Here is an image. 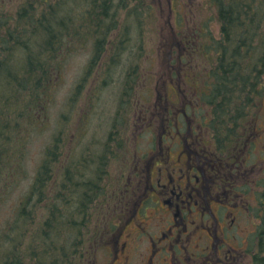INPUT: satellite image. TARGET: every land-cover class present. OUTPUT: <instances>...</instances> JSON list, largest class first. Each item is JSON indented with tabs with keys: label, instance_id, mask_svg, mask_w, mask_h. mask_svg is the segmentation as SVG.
I'll return each mask as SVG.
<instances>
[{
	"label": "rangeland",
	"instance_id": "obj_1",
	"mask_svg": "<svg viewBox=\"0 0 264 264\" xmlns=\"http://www.w3.org/2000/svg\"><path fill=\"white\" fill-rule=\"evenodd\" d=\"M3 1L5 2H0V36L3 34L1 22H5L11 16V28H20L25 32L24 44L17 46H26L25 43L43 44L48 34L59 41L62 39L64 44L69 45L65 47L64 52L60 50L58 55L47 60L50 64L49 79L53 81V85L48 86V97L32 109L39 123L31 134H26V142L22 147L23 170L20 174H24L25 178L20 180L12 197L0 207V228L14 218L19 199L24 194H29L34 177L44 161L49 159L50 152L55 153L57 157L58 163L54 165L57 179L66 174V169L72 171L75 162L78 164L85 162L84 158L91 156L92 160L88 167H83L74 175L85 170L89 178L84 180L87 181L94 173L97 175V169L101 168L105 178L104 186L111 190L108 183L118 181L122 173L123 158L114 154L120 150L122 142L126 151L131 153L147 151L153 146L159 147L161 114L158 113L164 111L159 110L157 104L165 105L167 99L169 103L193 102L195 106L192 105L190 117L202 118L200 109L202 104L199 102L204 101L203 95L196 96L195 89L201 87L215 91L221 83L217 61L219 64L222 55L217 54L216 49L222 48L225 33L218 23L217 7L212 4V0H108L110 11L108 14L111 16H107L106 19L112 23L110 28H99L92 23L94 13L91 12L90 3L98 5V1L47 0V4L44 0H23L20 3L18 0ZM23 3L37 4L38 8L34 13L17 12V8ZM50 5L55 9V18L50 21L51 30H47L44 22L38 24L45 15L43 9L46 6L48 9ZM59 20L64 21V28L58 24ZM103 23L106 24L107 21L103 20ZM260 31V34H263L264 24ZM100 37L104 42L97 59L94 53ZM256 41L259 39L256 38ZM257 44L262 43L256 42ZM207 45L211 52L204 50ZM254 48L252 43L249 44L248 52L255 51ZM242 51L246 56L251 55L244 48ZM251 56L247 57L249 60L246 61V67L253 63ZM18 57L19 51L15 52V63H23ZM55 62L58 64L51 69V64ZM175 69L179 70V75L173 77L172 71ZM182 71L186 72L187 79L181 74ZM262 82L264 86V78ZM175 86L182 90L186 97L177 95ZM226 96V100L223 98L221 100L220 109L215 108L211 116L215 114L225 116L222 114L228 110L232 119L227 117L219 122H222L223 133L226 132V128L229 130L227 136L223 135L229 140L233 127V129L243 127L240 126V121L237 124V120L234 119L238 117L237 103H240L236 89L232 88ZM241 98L245 103L242 116L250 113L253 103H261L257 126L259 125L263 131L264 87L259 89L257 96L248 89ZM169 107L171 108V105ZM178 108L182 110L183 105H178ZM126 116H129L127 123ZM73 121L77 123V127L65 134L64 144L68 143L67 146H59L57 143L59 134L64 130V126L67 128L68 123ZM172 127V133L176 135L175 127ZM181 132L186 135L188 128H183ZM216 132L218 134L217 130ZM167 137L162 147L171 145L170 135ZM231 138L238 139L237 136ZM176 142L181 143V140L177 139ZM228 144L224 145L226 151L234 145L238 146L235 140H231V145ZM263 149L264 132L261 141L252 145L248 152L237 150L235 155L241 161L246 158L247 166H253L259 157L263 156ZM230 153L231 151L227 154H217L215 161L219 163L222 159L228 160V157L232 156ZM239 153L241 154L238 155ZM99 157H103L104 161ZM254 179L255 181L243 183L241 190L238 191L245 193V198H252L258 202L264 198V168L262 174ZM222 197H225V194ZM233 199L238 202L240 197ZM229 204L231 205V202ZM217 209L222 208L214 203L213 210ZM256 209L260 208L252 207V214ZM99 211L98 216L107 214V211L113 213L105 205L101 206ZM237 215L241 217V213ZM232 219L230 217L229 222ZM207 220L211 223L210 219H205L206 222ZM252 220H245L241 225L248 229L249 221ZM150 227L155 229L152 223ZM245 229L242 236L245 235ZM201 231L204 244L207 241L205 237L207 233ZM106 247H100L94 252L92 261L105 264L106 256L109 255Z\"/></svg>",
	"mask_w": 264,
	"mask_h": 264
},
{
	"label": "trees",
	"instance_id": "obj_2",
	"mask_svg": "<svg viewBox=\"0 0 264 264\" xmlns=\"http://www.w3.org/2000/svg\"><path fill=\"white\" fill-rule=\"evenodd\" d=\"M212 4L217 5L218 23L225 33L222 48L216 49V53L222 55L219 64L217 61L221 83L215 91L199 87L197 93L203 95V100L208 106L220 109L222 98L226 100L228 92L232 88L236 89L240 103H237L238 117L234 119L237 120V124L240 121V126L243 128L233 129V127L230 130L232 133L229 134V140H226L223 135L229 130L226 128V132L223 133L222 122L218 121L232 117L229 116L227 109L222 114L225 116L215 114L218 121L214 124V129L218 131L219 142L225 149L224 145L227 143L231 145V140L242 144L241 138L245 132H260L257 119L261 103H253L252 114L249 117L242 116L245 103L241 96L248 89L257 96L259 89L264 87L262 82L264 32L260 34V27L264 24V0H212ZM90 6L91 12L99 16L95 12L99 6L95 3H90ZM106 6L109 11V4ZM54 16L55 9L50 5L39 24L48 23L47 30H51L50 21L55 18ZM111 26L112 23L107 25L102 20L98 22L99 28ZM16 30L23 31L20 28ZM23 34L25 35L24 31ZM256 38L259 41H256ZM20 40L22 39L17 41ZM98 40H100L99 45L95 51L97 59L104 42L101 37ZM256 42L262 44L256 45ZM251 43L255 51L248 52V45ZM18 44H24V40ZM18 44L0 47V207L12 197L20 180L25 178L24 174H20L23 170L22 147L26 142V134H31L39 123L32 109L48 97V86L53 85L49 76L50 64L47 60L58 55L60 50L64 52L65 47L69 45L51 34L46 36L43 44L25 43L26 46H17ZM243 48L248 54L255 55L253 57L244 55ZM204 50L211 52L208 45ZM17 51H19L18 58L22 59L23 63H15ZM248 56L252 57L253 63L246 67ZM57 64V62L51 64V69ZM126 93L129 94L128 91ZM128 117L126 116V123L129 121ZM74 120L76 121L75 118ZM75 121L68 123L67 128L64 126L57 139L59 146H67L68 143L64 144V140L67 132L76 129ZM235 136L238 139L231 138ZM123 144L122 142L119 154L115 152L119 158L123 155L120 151H126ZM48 158L36 173L29 194L26 193L19 199L14 218L0 228V264H91L92 262L94 236L99 237L96 233L103 231L102 225L97 220L100 217L97 213L99 214L100 207L104 206L103 197L106 194L113 195V191L108 192L109 190L105 189V178L101 168L97 169V175L94 173L87 181L84 180L89 178L85 170L74 175L83 167H88L92 160L91 156L85 157V162L79 164L75 162V168L72 171L66 169V174L60 179L56 178L54 172V165L58 163L55 153L50 152ZM100 159L104 161L103 157ZM66 165L69 166L68 163ZM262 214L264 215V209ZM96 225L101 226L94 233Z\"/></svg>",
	"mask_w": 264,
	"mask_h": 264
},
{
	"label": "flooded vegetation",
	"instance_id": "obj_3",
	"mask_svg": "<svg viewBox=\"0 0 264 264\" xmlns=\"http://www.w3.org/2000/svg\"><path fill=\"white\" fill-rule=\"evenodd\" d=\"M91 1H98L99 6L95 11L99 16L94 14L92 19L94 26L98 27L103 19L107 25L111 24L106 19L111 16L106 6L108 0ZM44 2L47 4V0ZM37 8V4L23 3L17 12L34 13ZM47 10L46 6L43 14ZM59 21L64 28V21ZM10 23L11 16L1 22L0 47L24 40L23 31L12 29ZM43 25L48 28V23ZM200 104L202 118L190 117L192 105L195 106L192 102L157 104L164 111L158 113L161 114L159 147L120 152L122 173L118 181L108 183L116 192L119 207L116 214L108 217L110 222L100 240V247L107 246L109 251L105 264H264V198L257 202L238 191L243 183L255 181L261 160L247 166L246 158L241 161L235 155L237 150L248 152L251 148L245 133L242 144L228 148L232 156L216 162L217 154L228 151L220 144V136L214 129L218 120L211 114L215 109L207 103ZM178 105L184 106L182 110ZM183 128H188L186 135L181 132ZM168 135L171 145L162 147ZM235 197H240L238 202ZM214 203L222 209L214 211ZM254 206L260 209L252 214ZM237 213H241L240 218ZM250 219L253 220L245 229L241 223ZM151 223L155 229L150 227ZM201 230L207 233L204 244ZM91 264H97L96 260Z\"/></svg>",
	"mask_w": 264,
	"mask_h": 264
}]
</instances>
